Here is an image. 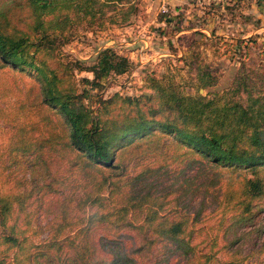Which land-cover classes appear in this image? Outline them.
Returning a JSON list of instances; mask_svg holds the SVG:
<instances>
[{"label": "trees", "instance_id": "trees-1", "mask_svg": "<svg viewBox=\"0 0 264 264\" xmlns=\"http://www.w3.org/2000/svg\"><path fill=\"white\" fill-rule=\"evenodd\" d=\"M117 9L120 19L109 20L124 24L136 2L0 0V72L32 75L0 90L9 123L0 143V264H264V235L252 253L230 239L245 228L264 233V70L240 63L223 95L184 94L154 75L149 93L102 95L106 79L131 72L126 56L105 47L82 68L54 55L76 23L101 25ZM243 42L223 40L227 53H243ZM76 69L92 74L81 81L95 94L79 89ZM196 76L208 85L199 67ZM10 96L28 120L9 117ZM182 164L194 174L163 185ZM208 167L247 172L214 193L222 173L200 184ZM206 198L214 219L201 218Z\"/></svg>", "mask_w": 264, "mask_h": 264}, {"label": "rangeland", "instance_id": "rangeland-1", "mask_svg": "<svg viewBox=\"0 0 264 264\" xmlns=\"http://www.w3.org/2000/svg\"><path fill=\"white\" fill-rule=\"evenodd\" d=\"M135 2L137 10L129 16V21L124 24L114 23L109 20V15H113L115 20L120 19L118 15L119 9L115 12H110V14L107 13L101 25L96 23L89 26L84 21L76 23L71 29L70 40L60 47L58 54L54 55L63 62L75 64L76 61H81L82 66L80 67L82 68L91 66L95 62L98 52L105 47H111L119 54L126 56L131 62L130 71L135 72V74L131 76L130 72L109 77L105 80L103 88L100 89L102 95L107 96L114 92L129 95L149 93L151 90L147 88V77L150 75H154L156 78L160 79L163 84L173 83L177 85L179 90L184 94L202 95L206 97L211 96L213 93L223 95V91L230 86L237 69L241 66L240 63H243L247 70H257L258 67L264 70V54L258 52L259 48L264 44V14L261 13L259 9L256 14L251 12L252 4H257L258 6L259 4L264 5V0H196V7H202L205 13H209L213 16L214 20L212 25L216 28L218 33H216L214 37L211 35L208 39L203 41H201V37L198 33L196 35L187 34L180 36L181 47L179 50H181L182 56L185 55V58L182 57L178 59L181 61L171 56H161L155 61L141 64L137 63V59L131 60L126 53L129 54L131 49H140L141 45L143 46L142 40L148 36L149 32L153 33L149 35H154L152 45H155L157 50L165 44V47L168 46L169 48H167L171 52L174 51L173 44L169 40L170 33H172L174 29L173 25L164 24L160 26L161 21H159L162 18L168 19L169 13H173V10H170L173 9V7H170L166 2L161 8L162 5L160 6V4L162 0H135ZM181 3L182 4L177 7L178 9L186 6V4H184L185 2ZM248 23H250V26ZM180 24L184 26V22ZM253 25L258 28L257 33L252 32ZM233 28L234 35L236 37H241L239 39L245 41L237 44H241L242 48H245L243 53H239V50H231V53H227L222 35L224 32L226 33L227 30V33H233ZM122 30L123 32H121ZM129 39L136 43H133V46H124V43ZM170 45L172 47H170ZM233 49H235V46H233ZM152 52L153 50L151 53ZM195 56H197V62L193 64ZM198 67L209 77L206 79L208 85L205 87L201 86V82L197 79L196 69ZM74 75L76 81L79 83V89L85 87L91 93H96V88L83 85L81 81L83 77L92 78L90 72L83 69H76L74 70ZM31 76L32 75L29 73L19 74L13 69L8 68L4 72H0V90L4 86L7 87L8 84H11L13 82V77L16 78L18 83H21L22 81L29 82ZM16 92L17 88L14 89L13 94ZM10 99L11 101L13 100L10 96L6 99L7 104H2V106L6 107V113L9 117L15 116V121L28 120L23 113H18L10 108ZM6 118L7 116L2 117V119L0 118V143L5 141L7 137L9 123L5 121ZM194 165L196 166V163H194ZM194 170V168H188L185 164L180 166L174 165L169 169L170 174L164 175L168 183L163 185H168L170 181H175L176 179L180 180L188 175L190 176L194 174ZM208 171L210 172L209 175L206 173L203 177L201 175L199 176L201 180L200 184L204 183L202 180H205L206 177H213L214 172L222 173V178L215 176L219 179V184L212 186V188H208L214 193H217V189L220 187H224V184L235 182L239 178L241 172H247L245 169H239L236 173H230L228 170L222 172L210 169L209 167L207 168V172ZM171 177L174 178L172 179ZM227 181L229 182L227 183ZM201 199L202 194H198L193 199L194 208L199 205ZM209 202L210 198H206V208L204 210L205 212L203 211L204 213L201 215L202 219H214L208 217L210 212L209 209H211V206L208 205ZM257 219L260 221L262 219V214ZM38 221L41 225H44V219H39ZM252 229L253 227L240 229L236 232L235 236L232 235L230 237V239L239 237V241L235 246L240 245L242 253H248L250 251L252 253L255 251L263 238V232L262 235H259V232H255ZM42 236H44V234H42ZM156 257L157 258L153 256L151 261H157L163 256L157 253ZM175 263L176 262H170V264Z\"/></svg>", "mask_w": 264, "mask_h": 264}, {"label": "crops", "instance_id": "crops-1", "mask_svg": "<svg viewBox=\"0 0 264 264\" xmlns=\"http://www.w3.org/2000/svg\"><path fill=\"white\" fill-rule=\"evenodd\" d=\"M195 1L196 0H162V3L160 4V6L162 5L161 8L163 7V5L166 4V2L167 4H169L170 7H173V9H170L173 10L172 11L173 13H169L170 15L168 19L162 18L161 20H159L161 21L160 26H163L164 24L173 25L174 29L172 33H170V39H169L174 47L173 52H171L168 49L169 48L168 46H167L168 48L165 47V44L159 47L158 48L159 50H157L156 46L152 45L154 35L152 36L149 35V34H153L149 32L148 36H146V38L142 40L143 46L141 45L140 49H136V50L131 49V51L129 52L130 55L126 53L129 56V58L131 60L137 59V63L140 64L147 63L149 61H155L161 56H169V57L171 56L173 58H176V60H178L185 56V55L182 56V52L181 50H179L181 47L180 36L187 34L196 35L198 33L201 37V41L208 39V37L211 35L212 37H214L218 32L216 28L213 27L212 25V22L214 20L213 16H211V14L209 13H205L202 7L201 8L196 7L197 3ZM181 2H185L184 4H186V6H183L182 8L178 9L177 7L182 4ZM258 9L261 13L264 14V5L259 4L258 6L257 4H252L251 12L253 14H256L258 12ZM181 22H184V26L180 24ZM248 25L250 26V23H248ZM232 30L233 33H227L228 30L226 31V33L224 32V34L222 35L223 36L222 39L224 41H229L233 43L235 39L241 38V37H236L234 35V28ZM257 31L258 28L253 25L252 32L257 33ZM121 32H123V30ZM132 41L133 40L129 39L128 41H126V43H124L125 44L124 46L126 45L133 46L134 45L133 43L136 42H132ZM170 47L172 46L170 45ZM150 49L153 50L152 53H151L152 50ZM134 74L135 72L133 71L130 73L131 76H133Z\"/></svg>", "mask_w": 264, "mask_h": 264}]
</instances>
